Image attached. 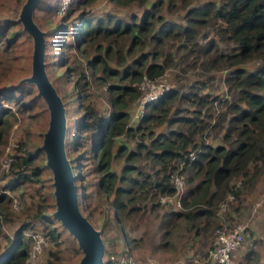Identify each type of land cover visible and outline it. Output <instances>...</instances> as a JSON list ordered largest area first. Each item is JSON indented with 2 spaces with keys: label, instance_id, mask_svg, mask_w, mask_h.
I'll return each instance as SVG.
<instances>
[{
  "label": "trees",
  "instance_id": "16d2710c",
  "mask_svg": "<svg viewBox=\"0 0 264 264\" xmlns=\"http://www.w3.org/2000/svg\"><path fill=\"white\" fill-rule=\"evenodd\" d=\"M113 1L118 4H128L132 0ZM93 2L94 0H70L68 7L59 14L60 17L65 18L69 14L72 3L74 9L79 11L75 28L69 34L70 39H65L67 26L55 24L48 30L49 35H52V39L48 42L50 44L61 42V52L72 46V43L76 48L80 43H86L88 46L91 44L90 39L94 36L105 40L104 44L96 43L98 53L84 61V68L75 58L76 53L72 55V59H67L66 53L59 57L60 65L65 66L64 72L68 77L66 81L72 82L71 89L66 91L68 95L66 106L72 109L71 103L68 102L75 101L76 107L80 110L77 111L74 107L75 111L70 115L74 118V125L67 133L66 142L67 154L75 175L78 202L86 197L82 189L84 180L82 167L83 161L89 158L90 172L96 177L92 191L96 193L101 208L107 204L112 207L113 216L122 231L124 227L122 215L136 210L134 205L136 196L132 192L134 188L143 194L151 191V195L155 197L158 194H170L173 188L169 182V173L175 169L177 162H180L183 164H181L182 170L189 166L192 172L186 178L189 185L180 197L181 209L171 211L170 214L187 221L188 229H193V233L199 232L205 235L218 224L219 218L216 215L218 204L230 192L233 199L223 216V221L240 218L245 212L241 203L238 204L240 194L248 190L252 191L264 171V0H221L216 3L205 1L186 11L185 25L176 21L163 20L161 15H156L151 9H145L138 22L134 20L120 22L118 18L114 20L109 13L103 17L92 13L90 7ZM157 4H152L151 8L156 7ZM2 20L0 51L6 53L15 41L14 37L20 35V28L6 35L4 26L10 28L16 24L12 21L4 23ZM154 21H159L156 29L159 31V36H155L156 34L153 33L156 32L155 30L152 31ZM206 21L213 23L221 39L234 43L233 51L224 57L230 59L229 66H234L225 77V82L229 89L236 90V95L234 100L223 102V110L218 113L215 122L211 125L212 128H220L221 140L216 144L196 141L197 133L208 125L200 117L201 114L210 117L206 111L208 107L203 113L196 110L187 116L178 115L174 119L167 117L166 113L169 111L167 100L175 95V92L171 90L155 101L147 103V112L139 118L136 126L129 125L125 106L128 104V99H132L137 93L136 87L130 83L143 74L151 78L161 73L170 61L168 54L160 55L161 58L155 60L144 49L147 37L145 32L153 28L148 39L155 41L162 40L166 36L174 37L178 33L186 38H193L195 27L201 26ZM113 47L115 49L112 54L115 55L116 62L114 66H110L104 56L108 57ZM203 49L204 54L211 51L212 42L208 41ZM82 52L83 49L80 53ZM101 52L104 55H101ZM135 52L136 54L133 55ZM247 61L254 62L250 66H236L238 63ZM50 63H54V60ZM92 69H96V73L91 71V76H86L84 70ZM55 76L58 78V72ZM126 78L129 82L122 83ZM108 79L113 82L107 83ZM92 83L105 84L107 99L113 108L109 114L98 113L87 100L88 88ZM9 84L8 81L0 86L1 100L10 101L13 104V107L0 104V143L10 126L8 118L21 111H25L30 116L29 111L35 102H39L31 92L32 86L25 84L16 87ZM126 95L128 99H124ZM206 101H208L206 98L199 97L196 102L206 103ZM154 110H158V113L153 114ZM150 117L157 119L155 123L159 125L164 123L171 125L177 121L178 127L168 129L166 132L159 131L155 135L152 129H149L145 135L142 130L147 128V125L142 127V123ZM135 130L141 131L137 135L139 137L135 146L137 151L144 148L151 162L158 166L154 176L140 173L131 163L123 164L119 174L111 169L114 157L123 154L125 162H128L137 154L134 149H129L124 154L125 149L122 145L113 148L114 137L122 133L134 136ZM149 135L153 136L146 144L144 138ZM191 149L195 152L192 160L188 157ZM11 157L7 173L10 179L4 188L17 191L20 202L24 205L23 184L39 183L40 191H37L36 203L32 205L33 217L41 226V232L47 237L49 243L53 246L57 245L58 234L55 224L59 223L50 214L45 213L47 201L40 178L41 169L44 168L41 150L38 148L30 150L22 138L17 141ZM133 171L138 174L137 177L132 175ZM195 177L198 179L194 182ZM9 201V195L0 192V238L4 240L2 245L0 243V264H24L28 253V235L24 236L23 231L34 223L29 221L23 223L12 236L3 233V225L10 221V212L6 209ZM152 203H157L156 198ZM250 204L251 211L252 203ZM122 235L127 241L134 240L133 237ZM250 236L251 230L243 241ZM103 251L106 255L104 264H111L106 247ZM251 252L248 250L246 257ZM44 264H59L57 255L50 251Z\"/></svg>",
  "mask_w": 264,
  "mask_h": 264
},
{
  "label": "rangeland",
  "instance_id": "374dc122",
  "mask_svg": "<svg viewBox=\"0 0 264 264\" xmlns=\"http://www.w3.org/2000/svg\"><path fill=\"white\" fill-rule=\"evenodd\" d=\"M22 1L23 0H0V22L3 19L4 23L12 21L16 24V26L10 28L4 26V33L8 35L14 29L20 28V35L14 37L15 41L12 43L8 52L4 53L0 51V86L8 81L10 82L9 85H14L16 87L23 86L25 83H21L20 79L29 72L31 40L26 33L22 31L21 25L15 21ZM205 1L216 3L221 0H132L128 4H118L113 0H94L90 9L92 13H96V15L99 14L101 17L109 13L114 17V20L118 18L120 22L124 21L125 23L132 20L138 22L143 11L145 9H151L156 15H161L163 20L176 21L181 25H185L186 11L192 7L201 5ZM59 2L60 0H42L34 10L33 18L38 26L45 31L47 42V44L45 43V70L49 80L64 102L68 133L74 125V118L70 117V115L75 111L74 107H76V102H68L69 104L71 103L72 109L66 106V100L68 98L66 91L71 89L72 82L66 81L68 77L64 72L65 66L60 65L59 57L66 53V58L72 59V55L76 53L75 58L78 59L79 65L82 64L84 68V61L98 53V51H96V43L101 42L104 44L105 40H101L99 36H94L90 39L89 42L91 44L88 46L86 43H80L78 48H76L72 43V46L70 45V47L64 49L63 52L60 50L61 42L50 44L48 42L52 39V35H49L50 33L48 32L50 27L55 24L57 26H67L68 30L65 33V39H70L69 34H71V31L75 28L77 23L76 18L79 11L74 9L73 3L71 4L69 14L65 18H62L59 16L60 11H58ZM154 3L158 4L156 7L151 8V5ZM158 25L159 21H154V29L152 28L153 30H151L156 31ZM214 28L212 22L206 21L202 23L201 26L195 27L193 38H186V36L178 33L174 37L166 36L158 41L148 39L151 30L145 32L147 37L145 38L144 49L147 50L155 60L161 58L160 55L168 54L170 61L161 73L151 78L143 74L139 79L133 80L130 83L136 87L137 93L132 99H128L129 97L127 95L124 97V99H128V104L125 106V109L128 113L127 123L129 125L135 127L139 122V118L147 112V103L155 101L164 93L171 90L175 92V95L174 97L172 96L170 100H167L166 104L169 109L166 113L167 117L174 119L178 115L187 116L191 115L192 111L196 110H200L203 113L208 107L206 111L209 113L210 117H206L204 114L200 116L208 125L197 133L196 141L216 144L221 140L222 131L218 127L212 128L211 125L215 122L218 113L223 110V102L225 100H234L236 95V90L234 88L229 89L225 82V77L234 66H229L230 59L224 57L233 51L234 43L224 38L221 39ZM153 33L156 34L155 36H159V31ZM208 41L212 42V49L204 54L203 48ZM79 49L80 52L83 49V52L78 53ZM114 49L115 47H113L108 57L106 55L104 56L110 66H114L116 62L115 55L112 54ZM135 54L136 52L133 55ZM210 54L211 57H213L212 59ZM101 55H104V53L101 52ZM133 55H131V57ZM52 60H54L55 64L50 63ZM253 62L254 61L242 62L238 63L236 66H250ZM84 71L86 72V76L90 77V74L92 72L96 73L97 70L92 69ZM56 72H58V78L55 76ZM106 82L113 81L108 79ZM128 82V78L122 81L124 84ZM114 83L119 82L114 81ZM27 85L33 87L31 92L38 98L39 102H35V105L29 111V113H31L30 116H28L25 111H21L16 112L14 116L8 118L10 126L0 143V192L6 193V195L10 197V201L6 206V209L10 212V221L3 225L2 231L10 236L13 235V232L20 225L28 221L34 224L24 229V236L34 231L43 233L41 232V226L34 220V214L32 212V205L36 203L38 197L37 191H40V186L38 187L39 183L31 182L23 184L24 205L21 204L17 191L4 188V185H6L10 179V175L7 174L10 165L7 169H4L2 166L4 159L7 157L6 152L11 150L13 153L17 141L22 138L28 144L30 150H35L38 148L42 131L46 126L47 110L45 104L42 99L36 95L34 85ZM88 91L89 95L87 96V100L98 113L107 115L112 112L113 108L108 102V93L105 90L104 83L100 85L92 83ZM154 95H156L154 99L146 102L142 108H139L142 98L152 97ZM199 97L206 98L208 101H206V103H198L196 101ZM0 104L13 107L10 101L1 100V98ZM76 109L80 111L79 108L76 107ZM157 113L158 110L153 111V114ZM156 120L157 119L150 117L142 123V127L147 125V128L142 130L145 135L149 129H152L154 132L153 135H155V133L159 131L166 132L168 129H176L178 127L177 121H174L171 125H167L166 123L159 125L155 123ZM134 133V136H128L122 133L114 137L113 148L119 145L124 146V154L125 151L129 149L137 151L135 147L139 138L137 135L141 133V131L135 130ZM153 135L144 138V142L148 144L149 139ZM67 157L70 160L68 154ZM125 161L123 154L114 157L111 163V169L119 174L123 164L131 163L140 173L150 174L151 176H154L155 170L158 169V166L152 163L145 154L144 148L139 149L131 160L128 162ZM90 163L89 158L83 161L82 171L84 172V180L82 189L85 191L84 194L86 197L83 201L81 199V201L78 202V207L92 225L100 230L103 250L106 247L111 262H118L119 264H214L206 258L207 251L211 247L213 239V228L210 229V232L205 234L206 237H208L207 239H197L193 237V229L186 230L183 226H180V223L178 224L175 222L173 223L175 229L173 233L170 234L169 231L167 232L168 234H165V228H170L169 225H171L173 220H169L168 222L161 218L163 215H166L164 211L172 207L159 203H152L155 198L157 200L160 194L155 197L151 195V191L147 194H143L139 193V190L134 188L132 192L136 196L135 202L133 201L136 210L122 215L124 227L121 231L113 216L114 210L112 207L107 204L101 208L98 204L96 193L92 191L93 184L96 182V177L90 172ZM179 165L180 162H177L175 169L179 167ZM44 168L41 169L40 178L41 184L44 185L43 190L47 201L45 213L53 217L52 211L54 210V205L52 187L50 184V173L46 167ZM175 169L169 173V177ZM181 171L184 174V193L189 185L186 178L191 175L192 170L189 166H186L183 170L181 169ZM132 175L138 176L135 171L132 172ZM197 179L198 178L195 177L194 182L197 181ZM262 189H264V171L254 189L252 191L248 190L242 192L239 196L238 204L241 203L240 205L242 206L243 203L245 210L243 215H245V219H247V214H249L250 203L255 200ZM131 205L132 204H130V206ZM233 222L236 221L233 219ZM255 224L257 225V228L254 229L255 237L251 232V236L240 245L243 247L242 251L251 247V256L249 255L248 257L239 259V257L237 258L236 256V252L235 257L239 264H264V215H261L259 219L255 221ZM55 225L58 234V243L53 246L48 241L40 250L36 264H44V260L50 251L57 255L59 264H76L80 251L75 240L60 224ZM122 234L133 237L134 240L127 241ZM31 240V236L28 235L27 251H29L32 244ZM0 243L1 245L4 243L2 237L0 238ZM193 249L196 253L192 252ZM179 252L181 253L180 255L178 254ZM104 257H106V255L103 251V261L105 263Z\"/></svg>",
  "mask_w": 264,
  "mask_h": 264
},
{
  "label": "water",
  "instance_id": "95a60500",
  "mask_svg": "<svg viewBox=\"0 0 264 264\" xmlns=\"http://www.w3.org/2000/svg\"><path fill=\"white\" fill-rule=\"evenodd\" d=\"M40 0H23L15 21L31 40L29 72L21 83L32 84L47 110L46 126L38 149L49 170L54 210L52 216L73 237L80 251L76 264H104L101 232L78 207L75 175L66 154L67 118L65 105L45 70V31L34 21Z\"/></svg>",
  "mask_w": 264,
  "mask_h": 264
},
{
  "label": "built area",
  "instance_id": "2783aa9c",
  "mask_svg": "<svg viewBox=\"0 0 264 264\" xmlns=\"http://www.w3.org/2000/svg\"><path fill=\"white\" fill-rule=\"evenodd\" d=\"M70 0H60L58 5L59 14L62 13L67 7ZM145 79V77H144ZM146 80V79H145ZM148 81V80H147ZM143 83V82H142ZM141 83V84H142ZM156 95L152 97H144L140 101L139 108L154 99ZM7 157L4 159L2 166L7 169L12 159V151L6 152ZM190 160L194 159L195 152L190 150L188 152ZM181 164L170 174L169 182L173 188L170 194H162L157 197V203L165 206H170L174 209H180V197L183 193L184 188V174L181 172ZM233 199V196L228 192L217 207L216 215L219 218L218 224L213 228V239L211 247L207 251V260L215 264H239L235 257V250L241 245L242 241L249 235V219L239 220L236 222L228 223L223 221V216L229 208V203ZM264 205V189H262L257 198L252 202V210H255ZM31 236V246L27 253V258L24 264H36L38 254L42 247L46 245L48 239L45 235L40 232L34 231L29 233ZM111 264H119L118 262H111Z\"/></svg>",
  "mask_w": 264,
  "mask_h": 264
},
{
  "label": "crops",
  "instance_id": "0c3cea01",
  "mask_svg": "<svg viewBox=\"0 0 264 264\" xmlns=\"http://www.w3.org/2000/svg\"><path fill=\"white\" fill-rule=\"evenodd\" d=\"M242 206H243V203H242ZM178 210H180V209L170 208L169 210L164 211L166 213V215H163V217L161 219L162 220H167L168 222H169V220H173V222L171 223V225H169L170 228L169 227H168V229L165 228V230H164L165 234H168L167 232H169V231H170V234L173 233V231L175 230L173 223H175V222H177L178 224L180 223V226H183V228H185L186 230H188V223H187V221H185L183 218H181L179 216H174V215H172V214L169 213L171 211H178ZM243 210H244V207H243ZM247 215L248 216L246 218L249 219V228H250L252 234L254 235V232H255L254 229L257 228V225L255 224V221H257L261 215H264V205H262L261 207L255 209V210H252L251 209V211H250V207H249V214H247ZM241 219L244 220L245 219V215L242 214L241 217L238 218V219H236V220H241ZM226 222L232 223L233 220L231 221L229 219ZM192 234H193V237L194 238H197V239H200V238L201 239H207L208 238V237H206V235H204L202 233H199V232L198 233H192ZM254 237H255V235H254ZM242 248L243 247L240 246V247H238L235 250V254L237 252V255L236 256H237V258L239 257V259H242L243 257H246V253L245 252H247L248 250H251L250 249L251 247L248 248V249H245V251H242L243 250ZM184 249H186V248H184ZM192 252L196 253V251L194 249L192 250ZM178 254L180 255L181 253L179 252ZM249 255L251 256V253ZM191 257H193V256H191Z\"/></svg>",
  "mask_w": 264,
  "mask_h": 264
}]
</instances>
